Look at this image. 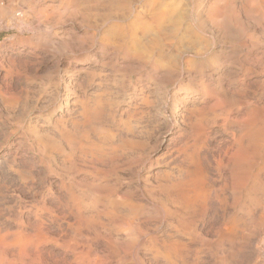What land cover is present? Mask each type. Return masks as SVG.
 Listing matches in <instances>:
<instances>
[{"label": "rangeland", "instance_id": "rangeland-1", "mask_svg": "<svg viewBox=\"0 0 264 264\" xmlns=\"http://www.w3.org/2000/svg\"><path fill=\"white\" fill-rule=\"evenodd\" d=\"M59 1L33 0L32 4H35L33 7L27 0H13V3H11L12 0L0 1V12L1 10L3 12L0 13V69L2 68L0 70V97L1 99H6L5 101L7 102L3 103L4 105L0 103V264H166L167 262L163 258L161 250L153 243L154 237L157 236L155 229L158 228L157 217H155L156 210L155 206H153L156 202L154 200L155 180L162 175L166 179L174 171L172 168L174 162L172 161L171 148L173 141L179 142V140H183L182 130L185 129V123L180 118L181 115L195 110L194 106L197 108L202 103H216L214 102L216 96L238 95L244 80V71L240 70L238 65L239 63L241 67L242 63L236 60V62L231 64L228 59H225V56L222 55V50L230 51L231 49H229V42L221 38L220 34L215 33L216 37L213 35L215 38H212L206 33L202 37L203 33H197V36L195 31H193V26L198 28L200 22H204L203 20L206 19L208 13L205 12H209L212 0H153L152 2L135 0L133 4L131 2L134 0H131V2H129L130 0H127V2L123 0L125 3L122 0L121 3L119 0H95L96 3H94V0ZM56 2L72 4L70 6L72 8L63 10V14L62 7L58 8ZM74 2L82 10H79L77 5L73 4ZM162 2L165 3L163 4ZM122 3L123 5L126 4V6H123ZM130 3L131 6H127ZM120 4L121 10L118 7ZM4 6H7L9 11ZM93 6L96 8H93ZM112 6H114V9ZM157 6L159 9L161 7L163 9L158 10ZM168 7L169 9L167 10ZM42 8L45 9L42 10ZM21 10L25 15L21 13ZM125 10H127V13ZM87 11L90 12L91 16ZM160 11L173 12L172 20H176L179 23V28L182 26L179 32L183 36L186 35V39L183 37L185 41L184 44L182 41V50L173 49L169 45L167 50L165 48L168 47L165 44L164 48L160 46L155 51V48L151 49L150 46H146L149 44L153 45L149 42V37H143L146 38L143 39L137 32L136 35L138 37L141 36L140 40L138 39V43L145 45L143 46L144 48L140 45V48L138 44L135 47L137 51L134 50V52H139L138 49H141L142 51L140 50L139 53L143 52L142 55H144L142 60L147 56L152 55L153 58L157 56L155 57V62L153 61L154 63L148 57L147 59L145 58L146 61L140 59H138L139 62L133 61L130 58L133 54L131 52H133L132 48L134 46H131L132 44L130 43L132 42L129 38V42L126 39L127 44H125L126 41H121L123 38V35H121L123 32H120L122 26L124 25L125 27L131 24L130 21L135 22L137 17L142 21L144 18L143 22H151L153 15L156 16L154 21H166V19L160 20L158 17L157 14L161 13ZM37 13L42 14L38 17V15L36 16ZM73 13L76 18H71L72 16L70 15H73ZM95 13L99 16L95 15ZM56 14L62 15L59 18L57 16L55 18ZM112 14L116 15H113L116 21L112 19ZM119 14L124 17L119 16ZM193 14H197V16ZM52 15H54V19H52ZM92 15L95 19L92 18ZM67 17L70 18V21L65 19ZM125 17L128 19L126 18L125 20ZM149 17L150 19H148ZM33 18L35 21L32 20ZM43 18L47 20H43L41 23ZM84 19L86 20L84 21ZM93 19L97 22V26L93 25L95 22ZM50 20L57 23L53 24ZM141 20L138 23H142ZM64 21L65 23H63ZM69 22L70 25L67 24ZM46 24L48 25L46 26ZM53 25H55L54 28H52ZM87 25H90V28L92 26L93 28L91 29L93 31ZM38 34L44 42H40L41 38H39ZM114 34L118 36V39ZM66 35L69 38L66 37V40H64ZM69 35L72 39H70ZM194 35H196V39L199 38L197 40L192 38ZM42 36L45 37L43 38ZM88 36H91L89 39L93 36L92 40H89ZM105 37L110 38L105 40ZM119 37L121 38L119 39ZM115 38L120 42V45L117 44L118 42L117 40L115 41ZM67 39H70L69 43ZM146 40L149 42L148 44L145 42ZM197 41H200V47L204 46L201 51L197 52L186 48L189 44ZM55 42L56 44H54ZM114 43L115 45H112ZM40 44L42 48H40ZM54 45L55 47L52 48ZM48 46H50L49 50L47 49ZM91 46L92 48H90ZM58 47L62 48L58 49ZM63 47L65 50L67 48L65 53H63ZM149 47L150 50L156 52V55L154 51L153 53L152 51L150 52ZM118 48L122 50L120 51ZM52 49H57L58 51L55 50V52ZM104 49L107 51H103ZM128 50H130L129 53H127ZM145 50H149V52ZM115 51L114 55L116 56L113 57V52ZM181 51L184 53H181ZM144 52L149 55L144 54ZM165 52L166 55L164 54ZM177 52L182 55H177ZM53 53H55L54 56L52 55ZM176 56H179L180 59ZM113 58L115 59L114 62ZM183 58L189 62L188 65L190 66L187 65V68L183 69L182 77L178 78L179 69L174 70L173 66V68H170L164 65H168L174 60L180 64L178 67L182 69L183 65L181 62ZM159 62L162 65L157 66L160 64ZM147 63L148 67L153 68L154 65H151L152 63L159 68L157 69L156 66L153 69L148 68L146 66ZM162 66L163 72L160 68ZM164 67L168 69H164ZM139 68L142 69L140 70ZM145 71L146 73H144ZM165 71L168 72L166 73ZM238 71L241 73H238ZM152 72H154L153 75L151 74ZM170 73L171 76H169ZM172 79L176 81L174 82ZM202 82L210 83L211 91L214 93L211 92L206 95L202 92ZM250 88L247 94L249 98L246 99L252 103H264V90L256 85H251ZM251 93L254 94L252 95ZM140 97L142 98L140 99ZM83 99L85 100L84 105H89L87 108L89 111L91 110V114L88 117L89 127H87V129L90 128V131L87 130L86 133L88 138H86L87 136L85 137L86 134L82 135L78 132L71 134V137L78 143V150L75 151L74 157L73 155L71 156V160L76 165L74 164L72 171L66 172V170L64 171L62 160L70 152L67 146L63 144L64 153L62 155V150L54 146L51 137L54 136L55 139H59V131L63 128L70 133L73 132L72 123L80 120L79 107L75 103L82 102L84 101ZM76 100H79V102ZM146 100L148 101L146 102ZM89 122H91V126ZM95 124L96 126L94 127ZM93 127L94 129H92ZM221 135L222 138L225 137L224 134L218 136L221 137ZM179 137L181 138L179 139ZM215 138L216 140L219 139L218 137ZM213 142L212 145H215L216 141ZM75 167L78 171L81 169L83 171H79L78 174ZM73 170H76L77 174L73 173L75 172ZM67 173L71 175L67 177ZM163 176L162 179H164ZM144 178L147 181L145 180L143 183ZM73 181L77 183L74 184ZM148 184L149 188L150 186L153 188L149 189ZM144 185L148 190L144 188ZM108 187L112 192L108 190ZM147 193L148 196H145ZM150 195L154 196L152 198L153 202L150 200ZM71 196L74 198H71ZM140 201L146 202L145 207L141 205L142 202ZM135 203L137 207L134 206ZM142 208H145L143 211L144 213L146 211L145 215H149L148 217L141 213ZM127 209L129 214H127L128 212L126 213ZM138 211H140L139 217H137ZM135 213H137L136 216ZM124 214L127 215L125 216ZM134 216L139 221L135 220L134 223L130 224L134 221ZM141 216L142 218H140ZM124 218L127 221H123L122 219ZM145 218L149 221H146ZM150 220L155 225L151 224ZM139 224L143 225L140 226ZM150 224L154 225V228ZM148 226L150 227L148 228ZM96 228H98V231H96ZM166 231H168V227L164 224L162 232L166 233ZM138 236L139 239L137 240ZM146 240L151 242L148 244ZM144 243L145 245L143 246ZM257 244V247H263L262 249H264V245H262L264 244L263 230L260 232ZM152 247L154 251L157 248L159 249L155 251L157 255L153 252ZM262 258L260 264L264 263V256Z\"/></svg>", "mask_w": 264, "mask_h": 264}, {"label": "bare ground", "instance_id": "bare-ground-1", "mask_svg": "<svg viewBox=\"0 0 264 264\" xmlns=\"http://www.w3.org/2000/svg\"><path fill=\"white\" fill-rule=\"evenodd\" d=\"M27 1L32 5V7L35 6V4H32L33 0H27ZM68 1H70V0H68ZM71 1L73 2V0H71ZM119 1L121 3V0H119ZM125 1L127 2V0H125ZM125 1H123V2L125 3ZM148 1L152 2L153 0H148ZM184 1H186V0H184ZM35 2H37V1H35ZM129 2H131V0ZM133 2H135V0L132 1L131 3L133 4ZM11 3H13V0H12ZM94 3H96V1ZM131 3L127 4V6L130 7ZM136 3H137V1H136ZM162 3L164 4L165 2H162ZM166 3H168V2H166ZM211 3H212L211 7L210 8L208 7L209 8V12H205V13H208L206 19L204 18L205 19V20H203L204 22H200L199 21L200 22V25L198 26L199 29L195 28L193 26V31H195L196 35H197V33L198 34H202L203 33L202 37H203L204 34L208 33L212 38H215L216 37L215 33H217V34H220L221 38H223L224 40H227L229 42L230 48L229 47L228 48L231 49V50L230 51H228V50L223 51L222 50V55H224L225 59H228L229 62H231V64L233 62H236V60H237V62L240 61L242 63L241 67L243 69L240 67V64L238 63L240 70L244 71V73H243L244 80L242 82V87H241L242 89H241V91L238 90L239 91L238 95H235V96L234 95H232V96H226V95H224V96L223 95L222 96H220V95L216 96L215 95L216 97L214 99V102H216V103H206V102L202 103V105H199V107H197V108L194 106L195 110H193L191 112H186L187 114H184V115L182 114L181 115L180 118L183 119V123H185V129L182 130V128H181L182 134H183L182 135L183 140H181V141L179 140V142L177 141L178 143L173 141V146L171 148L172 149L171 154L173 156L172 157V159H173L172 161L174 162L173 165H172L173 166L172 168H173L174 171H173V173H170V175H168V177H166V179L164 178L163 175L162 176H163L164 179H162V176L157 177V178L155 177L156 178V180H155L156 184H155V187H154V195H155V197L154 196L153 197L155 198L154 200L156 202H155V204L153 206H155V210H156V216L155 217H157L156 219L158 221L157 222L158 223V226H157L158 228L155 229L156 233H157V236L153 233L154 236H156V237H154V240H153L154 242L153 241L152 242L155 243L157 245V247H159V249L161 250L160 252H161L163 258L166 260V262L168 264H243V263L244 264H260L261 263V258L264 256V249H262L263 247L262 248H259V246L257 247V245H258L257 244V240H258V238L260 236V232H261V230L264 231V103H252L251 101H248L246 98H249L247 96V94H248L249 89H251L250 88L251 85L252 86L253 85L259 86L261 89L264 90V0H212ZM57 4H58V8L62 7L61 8L62 9V13L65 10H69L70 8H72V7H70V6H72V4H70V5L67 4V3L66 4L57 3ZM73 4H75V2ZM183 4H185V2H183ZM75 5H77V3ZM122 5H123V3H122ZM114 6H112V8ZM123 6H126V4L123 5ZM6 7L4 6V8H6ZM77 7H78V5H77ZM94 7L95 6H93V8ZM96 7H97V5H96ZM118 7L120 8L119 10H121V4ZM171 7H172V5H171ZM171 7H170V9H172ZM6 9H8V7ZM44 9L42 8V10H44ZM78 9H79V7H78ZM116 9L118 10V8H116ZM161 9H163V8L161 7L159 9V7H158V10H161ZM168 9H169V7L167 8V10ZM176 9H177V7H176ZM32 10L34 11V9H32ZM79 10H82V9H79ZM8 11H9V9H8ZM110 11H108V12H110ZM125 11L127 13V10H125ZM72 12H74V11H72ZM77 12H78V10H77ZM129 12H131V10H129ZM129 12H128V15H129ZM138 12L140 13V11H138ZM138 12H137V14H139ZM160 12L161 13L157 14L158 17L160 18V20L161 19H166V21H163V22L162 21H158V22L154 21L156 16L153 15L151 17L152 18L151 22H147V23L143 22L144 21V18H143V21L140 19L142 21V23L141 22L138 23L140 20H139L138 17L135 18L134 15L136 16V14H134L133 17L135 18V22L130 21L131 24H129V25L125 26V27L123 25L122 26V30H121V28H119L121 30L120 32H123V34L121 33V35H123V38L121 39V41L123 40V42H124V41H126V39L128 41V38H129V40H131V42H132V43H130V44H132L131 46H134L133 47L134 49L132 48L133 52H131L133 54L131 55V58H130L133 61L136 62V61H138V59L142 60V58L144 56V55H142L143 52L141 54L139 53L141 49H138L139 52H134V50L137 51V49L135 47L138 46V44H139L138 43V39L140 40L141 36H142L141 38L147 37V36L149 37V42L153 44L152 45L153 47L151 46V44L146 45V46L147 47L150 46L151 49L155 48V51H156V49H159L160 46H162V47L166 46L165 44H167V47L169 45V47L172 46L173 49L182 50L181 49L183 47L182 41H183V44H184V41L186 39L185 38L186 35L183 36V34H181L179 32L180 28L182 26H180V28H179V23L176 20L175 21L172 20L173 16H174L173 12H171V11L170 12L169 11H160ZM0 13H3L2 10H1ZM21 13L23 14L22 10H21ZM87 13H89V15H90V12L87 11ZM120 13H121V11H120ZM41 14L42 13H37L36 16L38 15V17H40L39 15H41ZM91 14H93V13L91 12ZM96 14L97 13H95V15ZM114 14H115V12H114ZM114 14H112V16ZM121 14H123V12ZM121 14H119V16ZM23 15H25V14H23ZM60 15H62V14H59V15L56 14L55 16L52 15V17L54 16L56 18V16H57V18H59ZM123 15H121V16H123ZM70 16H72L71 18H73L75 15L73 13V15H70ZM86 16H87V14L85 15V18H86ZM114 16H116V15H114ZM114 16L112 17L113 20L116 19V18L114 19ZM117 16H118V14H117ZM146 16H148V15H146ZM194 16H197V14L194 15ZM54 17L52 19H54ZM108 17L110 18V16H108ZM127 17H125V20H126ZM28 18L30 19V17H28ZM74 18H76V17H74ZM92 18H94L93 15H92ZM134 18H133V20H134ZM145 18H147V17H145ZM18 19H19V17H18ZM61 19H62V17H61ZM65 19H68L70 21L69 17H67ZM87 19H88V17H87ZM148 19H150V17ZM156 19H158V18H156ZM32 20H34V18ZM43 20H45V19L43 18L41 23L43 22ZM62 20H64V18ZM73 20H75V19H73ZM85 20L86 19H84V21ZM119 20H120V18H119ZM55 21H56V19H55ZM58 21L62 22L61 20H58ZM122 21H123V18H122ZM45 23H43V24H45ZM52 23L56 24L57 22L54 23V21H53ZM63 23H65V21ZM22 24H23V22H22ZM67 24L70 25V22L67 23ZM47 25L48 24H46V26ZM59 25H58V27L60 28L61 25L60 26ZM80 25L83 26L82 24H80ZM93 25L97 26V22L95 21ZM125 25H126V22H125ZM197 25H198V22H197ZM54 26L55 25H53L52 28H54ZM115 26H118V25H115ZM25 27H27V26H25ZM50 27H51V25H50ZM87 27L90 28V25H87ZM79 28H77V29H79ZM88 28H86V29H88ZM91 28H93V27L91 26ZM94 28H96V27H94ZM62 30H64V29H62ZM115 30H116V28H115ZM82 32H85V31H82ZM110 32H111V30H110ZM137 32L140 33V34L138 33V35H141L140 37H138L136 35ZM40 33H42V32H40ZM118 33H116V34H118ZM87 34H88V32H87ZM121 35H119V36H121ZM196 35H194V37H192V38H195ZM58 36H60V35H58ZM67 36L68 35L65 36L64 40H66ZM115 36H112V37H115ZM54 37H55V35H54ZM90 37L91 36H88V39ZM117 37L118 36H116V38ZM183 37L185 39H183ZM39 38H41L40 35H39ZM67 38H69V37H67ZM92 38H93V36H92ZM92 38L89 39V40H92ZM108 38H110V37H108ZM108 38H106L105 40H108ZM116 38H115V41L118 39V38L117 39ZM120 38L121 37H119V39ZM24 39H27V38H24ZM70 39H72V37ZM143 39H146V38H143ZM188 39H189V36H188ZM200 39H201V37H200ZM218 39H219V37H218ZM52 40H54V39H52ZM52 40H50V41H52ZM64 40H63V42H65ZM69 40H68V43H69ZM82 40H83V38H82ZM29 41H30V39H29ZM41 41H42V38H41L40 42ZM127 41H126L125 44H127ZM26 42L29 43L28 41H26ZM33 42H35V41H33ZM42 42H44V41H42ZM60 42H59V44H60ZM90 42H88V43H90ZM96 42H98V41H96ZM111 42H114V41H111ZM117 42H118L117 44L120 43L118 40H117ZM145 42H147V40ZM149 42H147V44ZM206 42H205V45H206ZM91 43L89 45H91ZM98 43H100V42H98ZM109 43H110V41H109ZM52 44H53V42H52ZM54 44H56V42ZM64 44H67V43H64ZM106 44H108V43H106ZM112 45H115V43L112 44ZM140 45L141 44H139V46ZM144 45L142 44L141 46L143 47ZM40 46H41V44H40ZM60 46H63V45H60ZM79 46H80V44H79ZM141 46H140V48H141ZM200 46H201L200 41L199 42L197 41V42H194L193 44H189L188 47H186V48H188L189 50H195V51L199 52V51H201L204 48V46L203 47H200ZM54 47H55V45L52 48H54ZM100 47H102V46H100ZM116 47H117V45H116ZM150 47H149V50H150ZM169 47L165 48V49L168 50ZM40 48H42V46ZM49 48H50V46H48L47 49L49 50ZM61 48L58 47V49H61ZM67 48H66V50H67ZM90 48H92V46ZM110 48H112V46H110ZM110 48H108V49H110ZM47 49H45V50H47ZM71 49H72V46H71ZM126 49H127V47H126ZM33 50H34V48H33ZM55 50L58 51L57 49H55ZM55 50H53V51H55ZM63 50H64V52L62 50L61 51L59 50V51L65 53L66 50L64 49V47H63ZM80 50L83 51L84 49H80ZM85 50H87V49L85 48ZM119 50H118V52H119ZM130 50H128L127 53H129ZM149 50H147V51L149 52ZM161 50H163V49H161ZM187 50H186V52H187ZM103 51H107V50L104 49ZM116 51L113 52V57L116 56V55H114V53H116ZM151 51L153 53L154 50H150V52ZM155 51H154V54L156 55ZM157 51H159V50H157ZM163 51H161V52H163ZM68 52H66V53H68ZM79 52H81V51H79ZM166 52H168V51H166ZM166 52L164 53L165 55H166ZM182 52L183 51H181V53ZM48 53H50V52H48ZM54 54L55 53H53L52 55L54 56ZM144 54L149 55L148 53H145V52H144ZM177 55H179L178 52H177ZM181 55L182 54H180L179 56H181ZM179 56H176V57L179 58ZM36 57H38V56H36ZM50 57H52V56H50ZM59 57H60V55H59ZM147 57L149 58V60L152 61V63L155 62V57L153 58L152 55L151 56H147ZM147 57H145V58L147 59ZM145 58H144V60H145ZM159 58H161V57L159 56ZM90 59H91V57H90ZM144 60H142V61H144ZM184 60L185 59L183 58V61L181 62L182 65H183L182 69H180L178 67L180 64H178L177 61L175 62L174 60L171 63H169L167 61L169 64L168 65L165 64L164 66L165 67L168 66L170 68L174 67L173 68L174 70L179 69V73L180 74H177V76H178V78H180V77H182L181 74L183 72V69L185 67L187 68V65L189 64L188 61H186V60L184 61ZM114 61H115V59L113 58V62ZM128 62H129V60H128ZM131 63L133 64V62H131ZM152 63H151V65H154L153 68H155L156 65L152 64ZM199 63H201V62H199ZM134 64H136V63H134ZM141 64H140V66H141ZM160 65H162V63H160L157 66H160ZM146 66L148 67V63H147ZM188 66H190V65H188ZM165 67H164V69H168V68H165ZM124 68H126V67H124ZM153 68H151V69H153ZM158 68L159 67H157V69ZM160 68H161V71H162L163 66L160 67ZM78 70H81V69H78ZM154 71H155V69H154ZM168 71H165V72L167 73ZM189 72H188V74H189ZM246 72H249V73H246ZM144 73H146V71ZM148 73H149V71H148ZM153 73L154 72H152L151 74L153 75ZM176 73H178V72H176ZM238 73H241V72L238 71ZM165 74H163V75L166 76ZM146 75H145V77H147ZM148 76H149V74H148ZM169 76H171V73H170ZM248 76H250V77H248ZM252 76H253V78H252ZM150 77H152V76L150 75ZM167 77H168V75H167ZM173 78H175V77H173ZM164 79H165V81H167L166 78H164ZM170 79H171V77H170ZM188 80H190V79H188ZM168 81H170V80H168ZM173 81L175 82L176 80H173ZM201 86H202L201 87L202 88V92H204L206 95L208 93L213 92V91H211L210 83L206 84V82H202ZM141 88H143V87H141ZM255 93H256V91H255ZM0 96H1V94H0ZM146 96H148V95H146ZM211 97H213V96H211ZM141 98L142 97H140V99ZM3 99H1V97H0V103L1 104L7 103L5 101L6 99H4V101H2ZM148 100H146V102ZM76 101L79 102V100H76ZM84 102H85V100L82 101V102H79V103H75V105L77 104V106L79 107V112L78 113H79V116H80V120H76V121H74L72 123L73 132L70 133L67 129L63 128L62 130L59 131V139H55L54 136L51 137V139L54 142V146L57 147L59 150H62V153H61L62 155L64 153V151L62 149V145L63 144L67 146V148H68V150L70 152L68 156H66L64 154L65 156H64V158L62 160V165L64 166V171L66 170V172L67 171L69 172V170L72 171V168L74 167L75 162L73 163V161L71 160L72 159L71 156L73 155V157H74V154L76 153L75 151L78 150V143L71 137V134H73L75 132H78V133L83 135V134H86L87 130L90 129V128L87 129V127H89L88 126V117H89V114H91V112H90L91 110L89 111V109L87 108V106H89V105L85 106ZM85 104H87V103H85ZM142 106H144V105H142ZM196 106H198V105H196ZM134 112H136V111H134ZM169 115H171V114H169ZM89 123H90L89 125L91 126V122H89ZM95 126H96V124L94 125V127ZM94 127L92 129H94ZM97 127H98V125H97ZM219 133L220 134H224L225 137L222 138V135H221V137L218 136V135H220ZM95 134L98 135L97 133H95ZM86 136H87V134L85 135V137ZM176 136H177V134H176ZM178 136H181V135H178ZM215 137H218L219 139L216 140ZM86 138H88V136ZM180 138L181 137H179V139ZM213 141H216L215 145H212ZM166 151H168V150H166ZM160 167H161V165H160ZM167 167H168V165H167ZM76 170L78 171L77 168H76ZM76 170H73V171H75L73 173H76L77 172ZM167 170H168V168H167ZM79 171L81 172L83 170L81 169ZM79 171H78V174H79ZM158 171H157V173H158ZM86 173H88V172H86ZM67 175H68L67 177H69L71 174L69 175L67 173ZM146 178H147V176H146ZM145 180L147 181V179L144 178L143 183H144ZM70 182H72V181H70ZM73 183H74V181H73ZM73 183H71V184H73ZM76 183H74V184H76ZM145 183H147V182H145ZM151 184H154V183H151ZM145 185H144V188H145ZM148 188H149V184H148ZM151 188H153V187L150 186L149 189H151ZM145 189L148 190L147 188H145ZM108 190H109V187H108ZM110 192H112V191H110ZM145 196H148V193ZM72 197L73 196H71V198ZM153 197L151 196V199H150L151 202H153L152 201ZM114 198H116V197H114ZM95 200H96V198H95ZM143 201H140V202L143 203ZM151 202H149V203H151ZM142 203H141V205H144L143 207H145L146 202L143 203V204ZM138 204H140V203H138ZM128 205H130V204H128ZM134 206L137 207L136 203H135ZM139 206H138V208H139ZM132 208H130V209H132ZM138 208H136V209L138 210ZM151 208L153 209V207H151ZM128 209H127L126 213L128 212ZM143 209L145 210V208H142V211H143ZM42 210H44V209L42 208ZM142 211H141V213H143L144 216H146V217L149 216V215L148 216L145 215L146 211H145V213H144V211L143 212ZM133 212H134V210H133ZM139 212L140 211L137 212L138 213L137 217H139V214H140ZM137 213H135V216L137 215ZM127 214H129V212ZM127 214H124V215L126 216ZM132 217H133V214H132ZM137 217H135L133 222L130 221L131 222L130 224L134 223L135 220H137ZM140 218H142V216ZM122 220L125 221L126 219L124 218ZM137 221H139V219ZM146 221H149V220L146 219ZM94 222H93V224H94ZM141 222H142V220H141ZM138 223H136V224H138ZM151 224H154V223H152V221H151ZM151 224H150V226H153V228H154L155 224L154 225H151ZM164 224L167 225V227H168V231H166V233L162 232V227H163ZM141 225H143V224H141ZM150 226H148V228ZM98 227H99V225H98ZM134 227H135V225H134ZM138 228H141V227H138ZM155 228H156V226H155ZM144 229H147V228H144ZM140 230H142V229H140ZM140 230H138V231H140ZM96 231H98V228H96ZM144 231L146 232V230H144ZM142 232H143V230H142ZM145 232H144V234H146ZM137 233L139 234V232H137ZM150 238L152 239V237H150ZM138 239H139V236H138L137 240ZM149 240L148 241L146 240L148 242V244L151 242V241L149 242ZM260 240H262V239H260ZM153 243H152V245H153ZM261 243H262V241H261ZM144 245H145V243L143 244V246ZM262 245H264V244H262ZM157 247H155V248H157ZM152 249H153V252H155L158 248L155 251H154L153 247H152ZM150 250H151V245H150ZM155 255H157L156 252H155ZM160 256H159V258H160Z\"/></svg>", "mask_w": 264, "mask_h": 264}]
</instances>
